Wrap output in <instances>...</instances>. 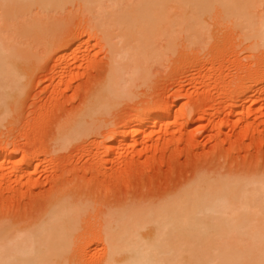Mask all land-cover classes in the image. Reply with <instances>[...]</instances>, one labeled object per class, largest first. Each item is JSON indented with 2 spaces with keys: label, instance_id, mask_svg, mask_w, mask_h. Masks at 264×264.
Segmentation results:
<instances>
[{
  "label": "rangeland",
  "instance_id": "obj_1",
  "mask_svg": "<svg viewBox=\"0 0 264 264\" xmlns=\"http://www.w3.org/2000/svg\"><path fill=\"white\" fill-rule=\"evenodd\" d=\"M102 1L103 12L146 3ZM77 9L60 13L59 24L44 39L24 41L28 51L16 67L19 86L10 91L11 99L0 96V155L9 158L0 161V231L51 229L58 216L46 212L63 192L66 197L61 193L57 198L75 201L69 205L76 209L64 215L72 219L67 231L73 232L64 261L102 264L108 229L122 220L132 224L127 217L135 210L154 209L177 197L201 175L264 176V92L254 102L264 89V48L258 54L247 50L232 19L224 26L219 17L215 25L210 17L212 23H205L214 29L205 26L202 40L189 43L177 37L161 55L141 59L142 64L139 60L141 67L129 58L113 74L110 48L115 45L119 53L124 48L117 27L105 23L111 27H106L110 36L105 41L90 32V23L100 17L81 8L88 16L79 15ZM110 80L116 83L106 87ZM250 91L249 103L233 107L231 100ZM170 111V121H176L172 126H149L144 137L128 132L136 114L161 119ZM124 133L133 148L110 153ZM121 152L125 157L117 165ZM145 217L138 218L147 233L151 228Z\"/></svg>",
  "mask_w": 264,
  "mask_h": 264
},
{
  "label": "bare ground",
  "instance_id": "obj_2",
  "mask_svg": "<svg viewBox=\"0 0 264 264\" xmlns=\"http://www.w3.org/2000/svg\"><path fill=\"white\" fill-rule=\"evenodd\" d=\"M113 1L116 5L120 3V0ZM143 1L146 3L140 8H131V10L124 4L125 9L123 6L120 8V4L119 8L112 6L111 11L104 10L105 12H103V7L100 6L102 0H0L1 98H4V101L8 97L10 98L13 91L16 90L15 88L19 86L20 79L17 73L19 71L16 67L20 64L21 60L19 59L22 58V54L28 51L27 43L25 44L24 41H28V39L31 41V38H38L37 36L43 37L50 28L59 24L60 15H71V8L72 12L81 8L84 11H93L98 15L100 20L95 21L94 26L90 23L92 26L90 32L100 33L105 41H108L110 36V30L106 27L109 28L108 25L117 27V37L120 39V44L124 43V48H122V53H119L120 49L117 52V48H114L115 45L111 47L107 43V46L111 47L113 74H116L117 70L123 67L129 58L133 62L134 58V63L137 64L139 60L149 61L158 54L161 55L163 49L172 47L171 45L177 37L189 43L194 40H202L200 37L207 26L214 29L213 24L205 23L207 19L210 21V17L215 18L214 21L211 20L213 23L222 21L224 26L227 24L226 21L232 19V24L241 31L238 30L236 36L240 33L241 42L246 44L244 48L246 47L247 50H257L258 48L263 50L262 48H264V0ZM74 2H76V7ZM91 3L93 5L97 3V6L96 4L92 6ZM115 3L113 4L115 5ZM79 4L82 6H78ZM66 9H70L68 13ZM78 9L79 13L81 9ZM63 11L65 13H62ZM81 12L79 15L82 14ZM85 12L87 13V11ZM86 13L83 12L84 15H87ZM216 19L218 20L216 21ZM105 23L108 25L105 26ZM35 40L33 39V41ZM161 40L165 41L166 45L162 46ZM249 52L252 53V51ZM120 54H122V58L119 60L118 55ZM139 63L137 65L141 67ZM114 76L116 77V75ZM112 80L108 81L106 87L116 83ZM262 92H264L263 88L257 91L259 94L254 102L262 100ZM106 94L104 93L105 96ZM252 97L253 93L250 91L231 100V103H233V107L239 108L249 103ZM97 103L99 102L97 101ZM156 108L152 110L157 111L158 108ZM147 112L149 114L151 110ZM146 113L138 114V116L136 114L133 117L132 126L128 132L144 137L149 126L158 123L167 128L176 122L175 120L170 121L172 111L166 115L167 117L161 119H157V116L153 114L147 118ZM126 128L128 127L125 126ZM126 134L124 133L122 140H117L108 148L110 153L133 148L134 144L126 140ZM124 157L122 152L119 153L116 155L115 163L117 165L122 163ZM4 160L8 162L9 158L0 155V161ZM249 176L207 177V175H201L195 178L179 195L177 194V197L173 199L171 197V200L168 199L169 201L154 205V209L141 211L138 209L128 217H124L125 211H122L123 215L120 213L119 217H127L129 221H132V224L127 220L123 224L122 220V222L119 221L118 227H116L117 224L108 229L106 235L108 244L102 264H264V176H253L252 174L251 177ZM61 193L59 194L61 195ZM59 194L57 197H60ZM57 197L49 207V212H46L48 215L58 216L56 219L59 224L54 221L53 226H50L51 229L47 226L48 228H39L40 230L34 232L33 228L28 227L32 229L31 232L25 230L27 228L24 227L23 231H19V233L18 230L17 232L12 231L17 233L16 235L9 230L7 233L0 231V264L67 263L64 261L66 257L63 258V254L68 252L64 251L67 244L70 241L72 243L73 232L69 231L71 227H67L69 224L71 225L72 221L70 220L72 219L68 220L64 215L75 214L72 211L74 209H70L72 205H69L74 204L75 201L69 203L67 200L63 201L66 195L60 198L61 200ZM72 208L74 207L72 206ZM125 215L128 214L125 212ZM135 215L146 216L144 219H146L145 223L150 225V232H142L145 225L143 226L144 223L141 222L144 221H140L138 217L134 219ZM123 218L121 217V219ZM65 221L68 225L65 224ZM36 228L34 229L36 230ZM67 228H69L68 231ZM10 234L13 235V238L10 237Z\"/></svg>",
  "mask_w": 264,
  "mask_h": 264
}]
</instances>
